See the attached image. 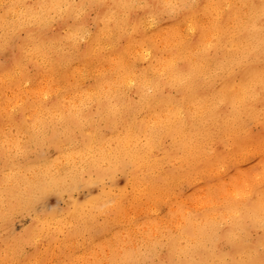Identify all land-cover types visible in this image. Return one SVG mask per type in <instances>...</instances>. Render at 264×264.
<instances>
[{
    "label": "bare ground",
    "instance_id": "1",
    "mask_svg": "<svg viewBox=\"0 0 264 264\" xmlns=\"http://www.w3.org/2000/svg\"><path fill=\"white\" fill-rule=\"evenodd\" d=\"M132 92L141 121L120 130ZM47 106L106 109L56 112L64 169L44 154ZM94 116L109 137L79 143ZM164 138L183 160L170 171L151 157ZM103 139L116 144L104 151ZM125 169L147 200L193 177V241L177 248L179 230L171 263L264 264V0H0V264L32 259L37 219L18 235L13 224L47 193ZM85 206L40 226L82 222Z\"/></svg>",
    "mask_w": 264,
    "mask_h": 264
},
{
    "label": "rangeland",
    "instance_id": "2",
    "mask_svg": "<svg viewBox=\"0 0 264 264\" xmlns=\"http://www.w3.org/2000/svg\"><path fill=\"white\" fill-rule=\"evenodd\" d=\"M8 57L9 53L4 52L3 59ZM130 96L131 99L127 101L121 98V104L117 108L126 118L124 123L115 118L120 130H137L136 127L141 121L132 114L136 110L132 106L140 103V95L132 92ZM58 110L95 113L106 109L98 106H65L61 109L46 107V136L54 135L55 140L52 145H44V154L56 167L64 169L67 164L62 157L65 151L61 152L60 149L66 142L59 135L63 126L56 116ZM111 130L112 126L94 116V122L83 127L82 134L77 135L76 139L81 143L87 139L108 138ZM115 144L113 140L105 142L103 139L96 145L105 146L106 151V147ZM173 147L172 140L164 138L151 155L152 159L162 163L165 171L173 170L174 161L183 162L180 151L175 152ZM138 173L137 179L142 178L141 173ZM83 177L84 179L78 178V184L77 179H70L71 189L47 193L29 213L15 221L14 234L18 235L33 225L34 218L37 219V231L40 232L35 241L36 245L28 244L24 247L22 258H32L24 264H128L130 260L127 257H132L133 264H170L169 243L176 240L179 230L187 226L185 234L176 240L177 248L183 250L193 241L188 234L190 224L185 223L188 216L192 218L197 214V210L193 209V177L192 181L187 178L169 181L166 191L161 189L154 192L153 200H147L144 195H140L144 193L143 183L136 188L132 186L126 169L110 172L99 182L94 180V176L89 179L88 176ZM103 194H108L104 203H92ZM121 196L124 197L123 201L120 204L115 203V199ZM85 204L82 222L70 220L64 226H40V221L45 216L52 213L62 215L64 211L74 212L79 210L78 206ZM81 213L82 210L80 216Z\"/></svg>",
    "mask_w": 264,
    "mask_h": 264
}]
</instances>
